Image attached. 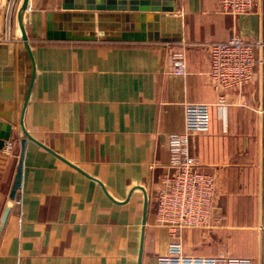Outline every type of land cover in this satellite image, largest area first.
<instances>
[{
    "label": "crops",
    "instance_id": "obj_1",
    "mask_svg": "<svg viewBox=\"0 0 264 264\" xmlns=\"http://www.w3.org/2000/svg\"><path fill=\"white\" fill-rule=\"evenodd\" d=\"M7 2L0 0V72L23 61L16 13L5 33ZM176 3L179 43L50 42L45 14L61 11V0H31L25 31L36 72L23 126L35 142L13 128L0 153V264H158L171 239L157 225L155 197L169 172L168 137L186 130L192 104L209 105V131L190 138L189 152L216 176L213 217L221 224L210 235L181 231L183 251L255 258L229 246L241 198L254 206L264 195V43L254 51V81L225 92L223 109L209 44L232 35L264 42L262 0L236 16L217 0ZM163 28L175 32L172 23ZM176 52L183 75L172 71ZM0 112L13 116L14 102H0Z\"/></svg>",
    "mask_w": 264,
    "mask_h": 264
},
{
    "label": "built area",
    "instance_id": "obj_2",
    "mask_svg": "<svg viewBox=\"0 0 264 264\" xmlns=\"http://www.w3.org/2000/svg\"><path fill=\"white\" fill-rule=\"evenodd\" d=\"M21 1L8 0L5 33H11L12 17ZM254 3L255 0H217L222 12L234 16L247 14ZM259 47H263L260 42L246 41L239 35L209 44V77L218 91V107H226L225 92L240 90L254 81V51ZM172 71L176 75L185 73L182 53L173 54ZM209 126V105L192 104L186 110V130L168 137L169 172L155 197V218L158 226L168 230L171 242L158 264H253L247 257L192 256L183 251L181 231L204 230L220 224L219 221L214 224L213 217L216 176L203 171L198 159L189 152L190 138L207 133Z\"/></svg>",
    "mask_w": 264,
    "mask_h": 264
},
{
    "label": "water",
    "instance_id": "obj_3",
    "mask_svg": "<svg viewBox=\"0 0 264 264\" xmlns=\"http://www.w3.org/2000/svg\"><path fill=\"white\" fill-rule=\"evenodd\" d=\"M30 5L31 0H22L16 13L21 37L17 53L23 55V61L15 68L8 67L0 72V87H7V93L0 97V102H14L16 107L13 116L0 112V153L11 141L13 128L22 132L25 142H35L23 126V115L36 72L25 31V25L31 22ZM60 8L61 11H48L45 14L47 41L84 42L104 38L123 42H181V20L176 15V0H61ZM165 23L175 25L172 36L163 32ZM13 88L16 90L14 94ZM20 158H23V150ZM17 190L15 185L9 195L10 200H14Z\"/></svg>",
    "mask_w": 264,
    "mask_h": 264
},
{
    "label": "rangeland",
    "instance_id": "obj_4",
    "mask_svg": "<svg viewBox=\"0 0 264 264\" xmlns=\"http://www.w3.org/2000/svg\"><path fill=\"white\" fill-rule=\"evenodd\" d=\"M253 7L249 12L253 10ZM261 17L264 19V0H262L261 4ZM16 39L21 40L20 33ZM258 42L262 45L264 43L259 40ZM241 199L243 205L239 204L240 210L238 209L233 213L236 226L230 228V235L234 237L235 244L233 246L232 243V246H229L231 248L230 252L234 251L233 253L235 254L251 253L255 257L250 258L253 264H264V195L262 194L260 196L259 202L254 206L249 199ZM221 227H223V231L227 228V213L225 214V220ZM214 228H216V226L201 231L210 235L217 230ZM206 245L207 244L204 243L202 247H206Z\"/></svg>",
    "mask_w": 264,
    "mask_h": 264
},
{
    "label": "bare ground",
    "instance_id": "obj_5",
    "mask_svg": "<svg viewBox=\"0 0 264 264\" xmlns=\"http://www.w3.org/2000/svg\"><path fill=\"white\" fill-rule=\"evenodd\" d=\"M13 17H14V16H13ZM13 21H14V20H13ZM7 34H8V35H11V33H10V32H7Z\"/></svg>",
    "mask_w": 264,
    "mask_h": 264
}]
</instances>
